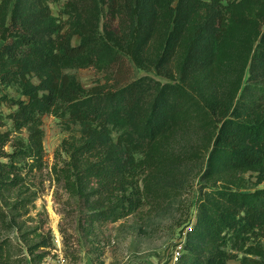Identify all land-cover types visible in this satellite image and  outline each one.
Masks as SVG:
<instances>
[{
	"label": "trees",
	"instance_id": "obj_1",
	"mask_svg": "<svg viewBox=\"0 0 264 264\" xmlns=\"http://www.w3.org/2000/svg\"><path fill=\"white\" fill-rule=\"evenodd\" d=\"M61 1L0 0V87L19 95L0 96L12 109L0 114L1 190L43 166L54 116L69 135L54 171L90 221L167 203L180 196L171 176L202 162L206 190L176 264H264V0H66L56 17ZM126 62L169 82L86 89L67 73ZM3 243L0 264H18ZM50 246L42 238L28 255Z\"/></svg>",
	"mask_w": 264,
	"mask_h": 264
},
{
	"label": "rangeland",
	"instance_id": "obj_2",
	"mask_svg": "<svg viewBox=\"0 0 264 264\" xmlns=\"http://www.w3.org/2000/svg\"><path fill=\"white\" fill-rule=\"evenodd\" d=\"M65 1L50 4L54 16L60 15ZM79 42V37L73 39L75 46ZM67 73L86 89L99 84L123 87L134 79L145 77L161 83L169 82L154 73L136 70L130 62H126L119 71L99 72L89 67L68 70ZM2 95L19 98L14 88L0 87ZM11 111L0 103V114L7 116ZM43 129V166L28 175L24 173L21 187L0 188V205L5 214L4 220H0V243L10 245L15 262L42 264L59 236L70 264H176L178 246L182 242L184 244L189 229L187 226L196 221L199 199L206 190V183L202 179L206 169L204 163L183 165L177 174L171 176L167 185L177 189L180 196L167 203L143 207L116 223H104L98 219L90 221V211L86 210L84 202L66 191L54 171L57 163L66 160L65 154L59 152L63 141L69 136L65 125L54 116H45ZM9 130H12L11 122L1 128L2 132ZM27 134L25 131L22 134L13 133L12 138L22 137L26 140ZM6 150L11 152L13 149L7 146ZM246 178L249 184L256 181L251 173ZM42 238L50 239L51 246L44 258L35 262L33 256L28 255V249ZM42 252L43 249L36 254ZM23 259L25 263H22ZM228 264H240V261L232 260Z\"/></svg>",
	"mask_w": 264,
	"mask_h": 264
},
{
	"label": "built area",
	"instance_id": "obj_3",
	"mask_svg": "<svg viewBox=\"0 0 264 264\" xmlns=\"http://www.w3.org/2000/svg\"><path fill=\"white\" fill-rule=\"evenodd\" d=\"M183 242L178 246L175 261L177 262L183 250ZM42 264H70L62 249V241L59 236L54 240V247L49 250Z\"/></svg>",
	"mask_w": 264,
	"mask_h": 264
}]
</instances>
